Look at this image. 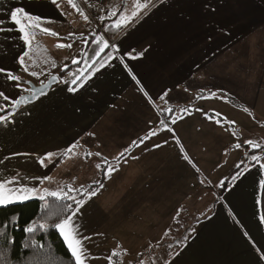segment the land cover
<instances>
[{
  "label": "crops",
  "instance_id": "0c3cea01",
  "mask_svg": "<svg viewBox=\"0 0 264 264\" xmlns=\"http://www.w3.org/2000/svg\"><path fill=\"white\" fill-rule=\"evenodd\" d=\"M57 2L59 8L50 0H0V29L5 30L0 31V67L21 75L24 68L18 58L28 51L27 74L38 67L40 75L43 62H55L56 67L46 73L49 78L71 65L68 61L73 58L81 62L70 70L75 72L84 66L83 54L97 47L92 43L97 36L109 43L98 60L108 52L113 59L75 94L68 93L62 82L68 71L47 96L22 105L10 116V123L0 125V175L11 178L19 173L24 177L21 183L39 190L47 181L43 178L51 177L50 183L62 163L77 154L90 163L98 152L101 156L90 168L91 179L100 180L99 160L107 158L109 165L119 166L109 178L103 175L104 187L82 211L93 219L96 233L103 231L95 233L98 243L119 246L120 259L137 255L130 264H138L152 247L160 246L155 264H264V188L259 185L264 170L250 160L257 155L264 163V0H165L163 4L154 0L155 6L141 10L138 18L120 28L113 25L121 14L130 15L136 3L145 0H111L104 13L95 7L93 20L87 21L67 0ZM16 7L40 16L42 27L59 35L38 32L31 48L24 45L10 19V10ZM113 12L116 15L110 16ZM127 53L143 55L133 59ZM14 83L5 85L0 75V90L26 94L23 86L11 87ZM209 93L215 96L207 98ZM223 118L226 123L217 122ZM153 131L155 136L139 143ZM247 140L261 148H252L244 143ZM133 141L139 146H132ZM76 142L75 155H59ZM237 143L242 146L236 148ZM47 152L58 158L53 163L46 160L42 167L38 158ZM88 152L93 155L86 157ZM237 171L244 174L221 196L211 187L206 203L202 201L209 191L202 178L214 180L217 186L226 174L233 177ZM72 178L61 180L64 188L92 184ZM39 194L43 193L33 198ZM201 203L199 212L204 207L207 211L194 218L190 229L179 212L184 205L196 209ZM129 226L132 230L123 235ZM183 229L188 236L185 243L166 250L168 239H180ZM176 251L181 254L175 256ZM151 263L152 259L143 262Z\"/></svg>",
  "mask_w": 264,
  "mask_h": 264
},
{
  "label": "snow or ice",
  "instance_id": "6c2138e0",
  "mask_svg": "<svg viewBox=\"0 0 264 264\" xmlns=\"http://www.w3.org/2000/svg\"><path fill=\"white\" fill-rule=\"evenodd\" d=\"M50 2L54 5H56L58 8L60 7V4L57 2V0H50ZM68 4H70L73 8H77L76 3H74V0H67ZM165 0H159V3L163 4ZM155 6L154 0H145V2H137L135 9L131 12L130 15H124L121 14L120 19L115 21L114 27L120 28L125 25H128L129 22H131L134 18H138L139 14L141 13V10H147L149 7ZM79 14L85 21L88 20V16L84 14L83 11L79 10ZM109 15H116V13H109ZM10 19L11 21L18 26V31L21 33L19 36V40L23 41L24 45L31 48L33 42L36 40V36L38 32H43L46 34H49L51 36H58L59 34L55 31H52L49 28L42 27V18L40 16H33L30 15L28 12L25 11L23 7H16L13 10H10ZM103 19V17H101ZM49 23L51 21H48ZM3 21H0V24H2ZM0 31H5L4 29H0ZM72 33H69V36H72ZM87 43V41H85ZM92 43H95L97 45L96 48L92 50V53H84L83 55L87 57V59L83 60V67L78 68L77 71L72 72L69 71L68 73V79L63 80L62 82L65 83L66 89L68 93H78L85 85V83L94 75L99 69L104 68L109 61L113 59V53L108 52L106 54V57L101 58L98 60V58L101 57V53L105 51V49L109 48L108 41L104 40L102 36H97ZM57 47L63 48L68 47L71 48V44H58ZM113 52L116 51V46L113 44L111 45ZM135 52V49L133 50ZM127 55L132 56L131 53H127ZM143 55V53H137L136 56H132L133 59H135L137 56ZM29 57V52L24 51L23 55L18 58V63L23 66L24 71L28 72L29 68L26 64L25 58ZM80 61L73 58L72 64H79ZM98 64V67H97ZM53 68L56 67L55 62L51 64ZM68 65H64V68H67ZM127 67V65H125ZM0 75L4 76V82L5 85H7V81H13L15 82L14 85L11 87L14 88H21L22 84L20 83L21 77L18 75L13 74L10 71H6L4 68L0 67ZM31 76H38L39 74L36 71L30 72ZM133 79L135 80L136 77L133 76ZM58 77L56 75H51L49 84L51 82H57ZM48 87V85L41 82V87L39 89L36 88H25L24 91L28 93V95L20 94L18 96L9 95L6 94L4 90H0V101L3 103H0V111H3L5 107L11 108L12 112L8 115H0V125L6 126L8 123H10V116L14 115L17 111L20 110L22 105H27L30 103H34L38 101L41 97L47 96V92L44 91V88ZM143 91V89H141ZM167 93L162 95L160 97L161 100H164ZM215 96V93H209V96L207 98H213ZM245 111H248L247 108L244 109ZM168 111H172L171 109H168ZM182 111H187V109H183ZM219 122V121H217ZM162 125H164V128L171 131L170 128H168L165 121H160ZM172 123H176V120L173 119ZM234 123V122H229ZM163 130V129H162ZM156 132H149L144 137L140 138L139 143H143L145 140L150 139L151 136H155ZM245 144L250 145L252 148H261V145L258 143H254L251 140H247L244 142ZM132 146H139L137 144V141L132 142ZM242 145L237 143L235 145L236 148H240ZM79 147V142L73 143L72 145H69L66 150L61 152L59 155L62 157H67L69 154L75 155L74 150ZM131 147V146H130ZM156 147H159V145H156ZM127 149H125V152ZM16 155H25L28 156V153H14L13 156ZM86 157H90L93 155L92 153L88 152L85 154ZM96 156H101L100 153H95ZM120 156H123L124 153H120ZM247 156L248 154L245 153ZM58 158L57 155L53 152H47L44 154L43 157L38 158L39 163L42 167L47 166L45 164V161L47 160L48 163H53L55 159ZM4 159H10V157H5ZM187 159V157H185ZM250 160L254 162L255 165H259L260 169L264 170V163H261L260 157L257 155H251ZM0 164H3V161L0 160ZM117 165H109L107 163V158L103 159V163H98L96 165L97 169L103 170V175L107 179L111 176L113 172H115L118 169ZM239 169V165L236 166ZM249 169H245V171H248ZM244 173L241 171H237L236 175L232 177V180H237L240 176H242ZM24 177L21 174H17L16 176H12L11 178H8L6 176L0 175V207H7L10 204L13 203H23L24 201L32 199L34 196L38 195V190L34 187H29L27 184L21 183V180H23ZM39 179V177H37ZM45 180H50L51 177H44ZM94 184L96 187L90 188L88 190H85L83 186L80 188H73L71 185L67 186V190L65 191L63 187L59 188L57 191H49L48 189H43L42 193L39 194V199L43 202L41 204V209L45 212H48L50 208L53 206L56 208V211L53 212L51 215L58 220V222H54L52 225L47 224H40V229H45L47 227H53L55 230L59 232L60 237L63 239L64 244L67 247V250L71 253V256L69 257L70 260L74 262V264H86V261L90 258L89 253L87 249L85 248L84 242L86 240L91 239L90 237L84 236L81 232L82 225H80L77 221L78 216L81 213V210L84 208V206L88 203L89 200H91L92 197L96 196L98 192L104 187V184L96 180L94 181ZM225 185V181L220 182V186L223 187ZM260 187L264 188V178H261L259 180ZM79 193L81 198H77L76 195H71L70 193ZM48 197L53 198V202L50 203L47 199ZM259 202V201H258ZM15 220V217L12 218ZM261 221L264 222V217H261ZM35 225L29 224L26 228H24V231L26 233H33L35 231ZM194 231V229L192 230ZM247 235V233H245ZM10 242V241H9ZM33 245H36V242L33 241ZM171 247V245H169ZM182 251V250H181ZM181 254L180 251L175 252V256H179ZM121 255L120 252L113 250L112 254L107 258L109 260V264H113V260L115 257H118ZM141 264H143V261H141ZM167 264V262H165Z\"/></svg>",
  "mask_w": 264,
  "mask_h": 264
},
{
  "label": "trees",
  "instance_id": "16d2710c",
  "mask_svg": "<svg viewBox=\"0 0 264 264\" xmlns=\"http://www.w3.org/2000/svg\"><path fill=\"white\" fill-rule=\"evenodd\" d=\"M81 63V62H80ZM79 63V64H80ZM71 64L67 68L59 71L60 77L78 66ZM11 108L0 111V115H5ZM100 180L103 181V170H100ZM233 182L232 178L225 181L223 187H218V196H221L226 188ZM96 185H90L94 188ZM79 198L81 196L79 195ZM78 198V199H79ZM50 203L53 198H47ZM43 202L39 198H32L23 203H13L7 207H0V264H74L69 259L71 253L67 250L59 232L53 227L40 229V224L52 225L58 222L51 214L56 211L53 206L45 212L41 209ZM15 217V220L12 218ZM29 224L35 225L33 233H26L24 228ZM179 238H174L177 240ZM10 241V242H9ZM33 241L36 245H33ZM173 241L164 244L173 246ZM170 247V248H171Z\"/></svg>",
  "mask_w": 264,
  "mask_h": 264
},
{
  "label": "rangeland",
  "instance_id": "374dc122",
  "mask_svg": "<svg viewBox=\"0 0 264 264\" xmlns=\"http://www.w3.org/2000/svg\"><path fill=\"white\" fill-rule=\"evenodd\" d=\"M74 3H76L77 8L79 10L83 11L84 14L87 15L86 12L79 6L77 1L74 0ZM76 50H77V46H76ZM69 57L71 58L70 54H69ZM68 62H72V59L69 60ZM43 65H45V68L43 67ZM51 68H52L51 62H46V63L43 62L42 63V67H41V71H42L41 74L38 75V76H35V77L31 76L30 73L27 74V72H25V71L22 72L21 71L22 73H20L21 75H19V76L21 77V82L22 83L21 82L20 83L22 84L23 88L25 89V88H29L28 85H26V84H28L27 81H31V80L35 79L37 81L45 82L48 79L47 77L45 78V76L47 75L46 73L50 72ZM30 69H31V71L35 70L38 73V67H35V68L31 67ZM24 80H26L25 84L23 83ZM31 83H33V82H31ZM33 84H35V82ZM39 84H41V83H38V84H35V85H39ZM25 93H27V92H25ZM261 96L262 97L264 96V91H263ZM262 104L264 106V100H262ZM214 113L216 114V112H214ZM255 115H257L256 112H255ZM216 116L221 117L219 114H216ZM218 121L219 122L222 121V123L223 122L226 123L227 120L225 118H223V120L220 119ZM263 154H264V152H263ZM79 156L80 155L77 154L75 157L72 158V160H70V161L68 160L67 163H62L58 167V169L56 170V173H55L56 176L54 175V178H52V181L50 183H49L48 180L46 182H43V184L39 188L38 192L42 193L41 190H43L45 188L48 189L49 191H57L59 188L65 186V182L61 181V180H68L67 179L68 175L71 176V177H74L71 180H74L75 182H82V181H84V179H86V180L90 181V183H92L91 185L94 186L95 184H93V182L96 181L97 179H91L90 168L95 166V164H96L95 162H97V158H95L96 156H93V159L89 163L88 161L85 162V160H83L82 157H79ZM94 158H95V160H94ZM98 162L101 163V164L103 163V161H101V160H99ZM60 174H61V177L60 178L57 177ZM85 174H87V175L89 174V176H87L86 178L83 179L82 176H84ZM231 177L232 176H229V174H226L224 176V178H222L221 181L229 180V178H231ZM55 180H57V181H55ZM201 182H202V186L203 187H205V186L209 187V191L208 192H204L203 199H202V201L204 200V202L206 203V199L209 198V194L211 193V190H210L211 187L215 188V190H218L217 187H219L220 184H218L219 186L218 185L215 186V184H214L215 181L214 180H210L208 178H205V179L202 178ZM55 186H57V189L55 188ZM89 187H90V185L89 186H84V189L88 190V189H90ZM64 190L66 191L67 188H64ZM70 194L71 195H76L77 198H79V195H80L79 193H76V192H73V193H70ZM204 202H202V203H204ZM202 203H201L200 206H199V204H197L196 205V209H194V207L190 208L189 204L184 205L183 207L185 208V210L179 212V214L181 215V217L184 220L183 222L188 225L187 226L188 228H189V226L194 225V223H195L194 222V218L195 217L196 218H200L202 215H204L206 213V211H207L206 207H204V210L201 213L199 212V209L203 205ZM81 214H82V216L79 215L78 218H77L78 223L80 225H82L81 232L83 233L84 236H87V237L91 238V239L86 240L84 242L85 248L87 249V251L89 253V256H90V258L86 261V264H109V260L107 258L112 254L113 250H116V251L120 252L121 250L119 249V246L117 248V247H115V244L114 245H111L110 243L106 244V243H102V241L98 243V240L96 239V236L99 233L95 232V225L93 223L94 222L93 219L85 217L83 215V211L82 210H81ZM128 221H130V220H128ZM190 229H192V226L190 227ZM131 230H132V228H131V226H129L128 228H126L125 231H123V235H127L128 231H131ZM184 231L185 230L183 229V231L181 233L182 236H181L180 239L173 240L174 238H169L168 239V237H167V239L169 240L168 242H172L173 241V243H174L172 248H176V249L180 248L185 243V241L188 239V236H186V234H183ZM95 233H96V236H95ZM101 234H103L102 230H101L99 235H101ZM161 244H158V245H161ZM110 247H114V248L111 249ZM142 247H145V246H142ZM158 247H160V246L152 247L142 257V261L143 262H147L149 259H152L154 264H155V262L157 261V258H156L157 256L155 257V253L157 251L161 250ZM165 249L167 250V246H165ZM169 249H171V248H169ZM108 251H110V253H108L107 256H106V252H108ZM122 251H126V250H124V248H123ZM125 254H127V253H125ZM121 255H122V253H121ZM125 256L126 255H124L125 259L124 258L120 259V255H119V260L117 259V257H115L114 260H113V264H130L134 259L137 258V255L134 256L133 258H130V259H129V257H125ZM140 263H141V260H140ZM140 263L138 262V264H140ZM151 264H153V263H151Z\"/></svg>",
  "mask_w": 264,
  "mask_h": 264
},
{
  "label": "built area",
  "instance_id": "2783aa9c",
  "mask_svg": "<svg viewBox=\"0 0 264 264\" xmlns=\"http://www.w3.org/2000/svg\"><path fill=\"white\" fill-rule=\"evenodd\" d=\"M79 6L86 12L88 17L93 20V9L95 7H100L104 13L107 9L111 0H75Z\"/></svg>",
  "mask_w": 264,
  "mask_h": 264
},
{
  "label": "water",
  "instance_id": "95a60500",
  "mask_svg": "<svg viewBox=\"0 0 264 264\" xmlns=\"http://www.w3.org/2000/svg\"><path fill=\"white\" fill-rule=\"evenodd\" d=\"M57 77H58V76H57ZM49 80H50V77H49L45 82H43L44 84L48 85V87L44 88V91H45V92H47V91L49 90V88L55 83V82H51V83L49 84ZM28 87H29V88H36V89H39V88L41 87V84H39V85H35V84L31 83V82H28ZM24 95H28V93H26V94H24Z\"/></svg>",
  "mask_w": 264,
  "mask_h": 264
}]
</instances>
